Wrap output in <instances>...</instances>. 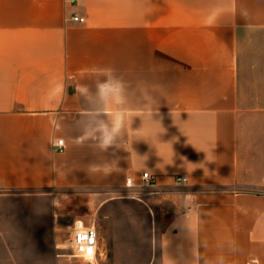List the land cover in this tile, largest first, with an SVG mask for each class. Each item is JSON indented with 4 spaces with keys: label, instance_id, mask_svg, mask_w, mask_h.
Masks as SVG:
<instances>
[{
    "label": "crops",
    "instance_id": "crops-1",
    "mask_svg": "<svg viewBox=\"0 0 264 264\" xmlns=\"http://www.w3.org/2000/svg\"><path fill=\"white\" fill-rule=\"evenodd\" d=\"M69 203L95 262L57 252ZM221 261L264 264V0H0V264Z\"/></svg>",
    "mask_w": 264,
    "mask_h": 264
},
{
    "label": "built area",
    "instance_id": "built-area-1",
    "mask_svg": "<svg viewBox=\"0 0 264 264\" xmlns=\"http://www.w3.org/2000/svg\"><path fill=\"white\" fill-rule=\"evenodd\" d=\"M73 19L83 21V18H79L74 15ZM53 149L55 151H62L65 148V143L62 138L56 139L53 142ZM176 181L179 184H185L187 177L179 175L176 177ZM128 186H136L140 188H149L155 184V176L149 172H142L141 182L137 185L132 178L126 179ZM67 241L70 247L57 244V252L59 255H69L86 259L90 262H95L98 256L102 255L103 251V237L101 236L95 222H86L83 219H75L70 225V231L68 233ZM91 250V254L89 253ZM251 263H257L256 259H252Z\"/></svg>",
    "mask_w": 264,
    "mask_h": 264
},
{
    "label": "clouds",
    "instance_id": "clouds-1",
    "mask_svg": "<svg viewBox=\"0 0 264 264\" xmlns=\"http://www.w3.org/2000/svg\"><path fill=\"white\" fill-rule=\"evenodd\" d=\"M104 71L106 73L115 72L114 69L105 68ZM123 82L119 79H106L105 81L99 83L97 85V95L101 97L111 96L115 98L118 102L122 100L121 92L123 91ZM83 91L87 92L88 89L86 87L83 88ZM121 119L119 116L112 122V126L109 127L108 124L102 123L96 131L100 134V146L102 149L107 150L110 146L113 145L117 135L121 131ZM112 168L111 164L100 166V165H91L90 169L92 171H110ZM221 264L223 262L221 261Z\"/></svg>",
    "mask_w": 264,
    "mask_h": 264
},
{
    "label": "rangeland",
    "instance_id": "rangeland-1",
    "mask_svg": "<svg viewBox=\"0 0 264 264\" xmlns=\"http://www.w3.org/2000/svg\"><path fill=\"white\" fill-rule=\"evenodd\" d=\"M135 198L140 199V198H144V196L138 194ZM157 204L158 205H157L156 215L158 219L162 221L163 224H166L173 214L174 205L171 203L170 199L167 198H163L162 203L157 202ZM79 211H80L79 213L77 211H74V204L69 203V214L66 218L62 220L63 226L60 228V232H61L60 244L62 246L70 247L69 242L67 241L68 233L70 231V228L68 226H70L73 223V221L77 218H82L86 222H95L99 232L102 233L101 235L105 237L104 233L102 232V228L100 226V219L98 218V215L92 216L91 214H86L83 209H79Z\"/></svg>",
    "mask_w": 264,
    "mask_h": 264
},
{
    "label": "snow or ice",
    "instance_id": "snow-or-ice-1",
    "mask_svg": "<svg viewBox=\"0 0 264 264\" xmlns=\"http://www.w3.org/2000/svg\"><path fill=\"white\" fill-rule=\"evenodd\" d=\"M89 253L91 254V250H89Z\"/></svg>",
    "mask_w": 264,
    "mask_h": 264
},
{
    "label": "bare ground",
    "instance_id": "bare-ground-1",
    "mask_svg": "<svg viewBox=\"0 0 264 264\" xmlns=\"http://www.w3.org/2000/svg\"><path fill=\"white\" fill-rule=\"evenodd\" d=\"M68 227L70 228V226H68ZM68 227H67V228H68Z\"/></svg>",
    "mask_w": 264,
    "mask_h": 264
}]
</instances>
